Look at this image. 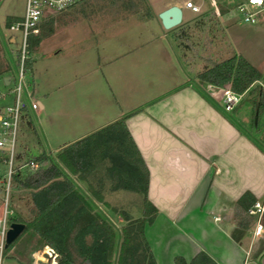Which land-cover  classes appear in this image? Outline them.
<instances>
[{
	"label": "rangeland",
	"instance_id": "obj_1",
	"mask_svg": "<svg viewBox=\"0 0 264 264\" xmlns=\"http://www.w3.org/2000/svg\"><path fill=\"white\" fill-rule=\"evenodd\" d=\"M186 1L197 5L198 10L183 8ZM172 4L180 8L181 20L165 29L157 13ZM222 4L227 9L219 13L210 0H78L60 11L48 12L37 28L45 31L51 26L52 33L40 40L31 53L24 76L32 97L43 108H37L31 116L24 114L20 120L16 134L20 157L28 159L39 151L53 155L62 143H70L119 118V113L149 101L183 81V77L195 80L204 68L233 55H241L264 75V20L255 24L242 22L234 15L233 3ZM23 6L24 0H0L2 74L10 73L4 48L14 59L20 42L19 32L10 31L8 24L21 17ZM10 35L15 38L13 43L7 41ZM10 88L0 82V92L7 93ZM257 88H261L260 84L252 83L227 113L264 147V104ZM210 89L207 85L206 90ZM217 89L213 88L212 97L221 105L215 95ZM10 97L8 92L0 104ZM74 182L87 194L84 183L76 179ZM102 184L100 191L106 205L88 195L93 210L117 229L124 221L110 207L133 218L141 216V194L111 191L107 178ZM30 207L28 190L12 188L9 208L13 216L30 218ZM25 234L19 233L2 249L0 264L50 263L40 254L43 247L32 251L34 238Z\"/></svg>",
	"mask_w": 264,
	"mask_h": 264
},
{
	"label": "crops",
	"instance_id": "obj_2",
	"mask_svg": "<svg viewBox=\"0 0 264 264\" xmlns=\"http://www.w3.org/2000/svg\"><path fill=\"white\" fill-rule=\"evenodd\" d=\"M190 82L183 77L117 115L126 116L148 172L145 197L156 208L144 226L150 252L156 264H173L174 256L188 262L199 251L216 264H264V152ZM245 192L262 207L259 215L247 212L253 204L238 205Z\"/></svg>",
	"mask_w": 264,
	"mask_h": 264
},
{
	"label": "trees",
	"instance_id": "obj_3",
	"mask_svg": "<svg viewBox=\"0 0 264 264\" xmlns=\"http://www.w3.org/2000/svg\"><path fill=\"white\" fill-rule=\"evenodd\" d=\"M216 7L219 13L226 12L222 2H216ZM51 33L49 26L45 31L37 28L35 34H28L24 61L27 69L31 53ZM256 80L264 84V75L241 55H233L198 72L190 85L234 125L231 115L212 97L213 88L227 84L232 92L242 94ZM207 85L212 89L207 91ZM257 93L264 104V92L257 88ZM125 117L63 144L53 155L39 151L28 159L40 165L14 175L13 188L28 190L31 207L30 218L16 214L11 221L22 223L21 232H26L29 239L34 238L32 251L49 246L56 254V264H156L144 236V226L152 222L156 208L145 197L148 172L125 127ZM248 139L264 152L260 143ZM103 178L110 181L111 191L122 189L143 196L140 217L133 218L123 210L110 207L124 221L117 229L92 209L91 198L104 203L100 191ZM74 179L85 184L87 194L76 186ZM253 202L248 192L237 200L244 209ZM173 264L216 263L199 251L188 262L174 256Z\"/></svg>",
	"mask_w": 264,
	"mask_h": 264
},
{
	"label": "built area",
	"instance_id": "obj_4",
	"mask_svg": "<svg viewBox=\"0 0 264 264\" xmlns=\"http://www.w3.org/2000/svg\"><path fill=\"white\" fill-rule=\"evenodd\" d=\"M77 0H24L23 12L21 17L15 18L8 24L10 31H17L20 34V42L18 50L14 54V59L5 50L4 54L8 62L10 73L8 75L0 73V82L2 84L11 85L10 94L11 97L6 103L0 104V200H1V212H0V256L5 244V233L9 227L13 211L9 208V196L13 188L14 175L23 174L26 169H33L40 165L30 159H22L16 146V134L20 120L24 114L31 116L37 108H39V102L32 97V93L27 82L24 81V76L27 72V68L24 65V61L27 53V36L37 32V24L39 20L44 17L48 12H57L70 5ZM228 1L233 3L235 10L234 15L238 20L255 24L264 20V0H210L211 3ZM183 8L196 12L198 6L190 1L183 3ZM229 10V9H228ZM14 36L7 37V41L13 43ZM2 46V38L0 37ZM4 77H7L4 79ZM262 91L264 92V84L256 80ZM8 92H0V100L3 101ZM215 95L220 100L224 111L232 110L238 103L241 94L232 92L228 85L225 84L219 87L215 91ZM262 207L255 202L247 212L249 214H260ZM217 218V217H216ZM256 229H260L257 225ZM41 256H44L45 260L50 259V263L56 264V254L53 250L45 245L40 250Z\"/></svg>",
	"mask_w": 264,
	"mask_h": 264
},
{
	"label": "water",
	"instance_id": "obj_5",
	"mask_svg": "<svg viewBox=\"0 0 264 264\" xmlns=\"http://www.w3.org/2000/svg\"><path fill=\"white\" fill-rule=\"evenodd\" d=\"M157 18L161 26L165 29L174 27L181 20V10L177 5H170L157 13ZM7 77H4L6 79ZM23 224L20 222H11L5 233L4 247L9 244L22 231Z\"/></svg>",
	"mask_w": 264,
	"mask_h": 264
}]
</instances>
